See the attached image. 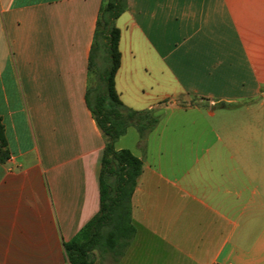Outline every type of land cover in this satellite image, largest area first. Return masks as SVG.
Segmentation results:
<instances>
[{"label":"crops","instance_id":"obj_1","mask_svg":"<svg viewBox=\"0 0 264 264\" xmlns=\"http://www.w3.org/2000/svg\"><path fill=\"white\" fill-rule=\"evenodd\" d=\"M103 1L0 0V264H71L65 242L100 209ZM116 25V89L156 123L115 142L143 163L136 233L92 264H264V0H127Z\"/></svg>","mask_w":264,"mask_h":264},{"label":"trees","instance_id":"obj_2","mask_svg":"<svg viewBox=\"0 0 264 264\" xmlns=\"http://www.w3.org/2000/svg\"><path fill=\"white\" fill-rule=\"evenodd\" d=\"M126 8L127 0H104L99 12L90 64L98 74V83L88 89L87 103L106 140L100 175V209L72 240L65 242L71 264H92L94 250L107 249L117 256L122 255L136 233L132 221V196L143 163L130 149H116L115 142L130 125L137 124L143 133L156 123V119L146 117V122L142 123V113L128 108L116 89L115 77L121 65V30L116 19ZM101 50L105 65L100 70L93 60ZM9 157L0 115V162Z\"/></svg>","mask_w":264,"mask_h":264},{"label":"rangeland","instance_id":"obj_3","mask_svg":"<svg viewBox=\"0 0 264 264\" xmlns=\"http://www.w3.org/2000/svg\"><path fill=\"white\" fill-rule=\"evenodd\" d=\"M99 53H101V58H102V56H103V52H102V50L99 52ZM95 64H96V66H97V60H95ZM105 65V62L104 61H102V59H101V61H100V64H99V68H100V70H101V68L103 67ZM97 83H98V74H96L95 75V78H94V80L92 81V87H95L96 85H97ZM224 120H221L224 124H228V126H229V124L231 123V119H229V118H226V117H224L223 118ZM212 122H214V121H212Z\"/></svg>","mask_w":264,"mask_h":264}]
</instances>
